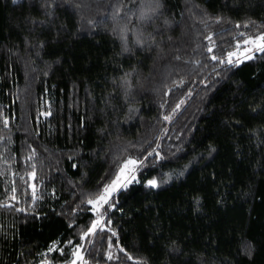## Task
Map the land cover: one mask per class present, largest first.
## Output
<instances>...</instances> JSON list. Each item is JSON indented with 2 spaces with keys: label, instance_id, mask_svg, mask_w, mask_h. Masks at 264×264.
Returning <instances> with one entry per match:
<instances>
[{
  "label": "trees",
  "instance_id": "1",
  "mask_svg": "<svg viewBox=\"0 0 264 264\" xmlns=\"http://www.w3.org/2000/svg\"><path fill=\"white\" fill-rule=\"evenodd\" d=\"M164 5L0 0V264H264V0ZM119 25L154 41L123 54Z\"/></svg>",
  "mask_w": 264,
  "mask_h": 264
},
{
  "label": "snow or ice",
  "instance_id": "2",
  "mask_svg": "<svg viewBox=\"0 0 264 264\" xmlns=\"http://www.w3.org/2000/svg\"><path fill=\"white\" fill-rule=\"evenodd\" d=\"M209 40H211V37H209ZM244 43L247 44H251L254 46L255 51L259 52V53H264V35H260L255 37L254 39H250V40H245ZM209 52H212L213 49L210 47L208 48ZM245 53H252L253 52V47H247L244 49ZM243 54V53H241ZM234 57H236L237 59L235 60V63H239L242 62L239 60V56L237 52H231L228 54L227 59L226 60H221L220 63H228V64H233L234 63ZM245 59H253L254 55H245L244 57ZM212 60H217V56L213 55L211 56ZM182 83V82H181ZM181 103H183V101H181ZM179 104L177 105V108H179ZM165 120H170L171 117L170 116H165L164 117ZM5 126H7L8 121L4 120L3 121ZM31 159V157L29 158ZM139 163H142L139 162ZM138 164V161L135 159H131L129 158L125 164L123 165V167L120 169V173L117 175L116 179L112 181L111 184L107 185L104 189L103 192L98 194L97 198L95 200L93 199H89L87 201L88 204L94 205V210L98 213L99 218L94 221L91 224V227L88 229V231L84 232L82 239H87L90 236L95 235L98 227H100L101 225H103V212H101V208L103 207V205L109 204V199L112 195L113 192L117 191L119 189V187L123 186V187H127L128 183H131L132 180L135 179V171H136V166ZM131 166V167H130ZM126 173L128 175H126ZM30 176L35 179L36 173L32 172L30 173ZM130 176V178H129ZM148 185L155 188V187H159V184L156 180H150L148 181ZM32 196L35 198L36 197V190H35V185H32ZM13 193H15V188H13ZM11 199L15 200L16 197L15 195H13L11 197ZM109 207H112V205H109ZM115 234V233H113ZM72 242L69 241V244H71ZM83 245H75L72 249H71V255L73 257V259L69 262V264H87V261L84 258V255L82 254L83 252ZM49 251H60L61 254H63V248H58L57 244L54 243L51 248L49 249ZM109 259H112L111 256H109ZM129 260H132L133 257H131L130 255L128 256Z\"/></svg>",
  "mask_w": 264,
  "mask_h": 264
},
{
  "label": "clouds",
  "instance_id": "3",
  "mask_svg": "<svg viewBox=\"0 0 264 264\" xmlns=\"http://www.w3.org/2000/svg\"><path fill=\"white\" fill-rule=\"evenodd\" d=\"M164 7V0H157V7L153 15L161 17L162 23L167 26L170 21L162 17ZM109 34L119 42L120 50L123 54H132L135 48H144L154 41L153 35L140 29H130L127 25L114 26V30H110ZM130 34L132 42L128 39Z\"/></svg>",
  "mask_w": 264,
  "mask_h": 264
},
{
  "label": "rangeland",
  "instance_id": "4",
  "mask_svg": "<svg viewBox=\"0 0 264 264\" xmlns=\"http://www.w3.org/2000/svg\"><path fill=\"white\" fill-rule=\"evenodd\" d=\"M249 47H253V52L252 53H245L244 51L242 52L243 54H242V59H245L244 57H245V55H252L253 53H254V51H255V48H254V46L253 45H249ZM131 167V166H130ZM138 171V164H137V166H136V171H135V173ZM119 173H120V171H119ZM118 173V174H119ZM126 175H128L127 173H126ZM129 178H130V176H129ZM116 179V178H115ZM114 179V180H115ZM121 187H123V186H121ZM121 187H119V188H121ZM114 193V192H113ZM93 209H94V205H93ZM82 254H83V252H82ZM41 264H49V262L47 261V260H45L44 262H42ZM78 264H79V262H78Z\"/></svg>",
  "mask_w": 264,
  "mask_h": 264
}]
</instances>
